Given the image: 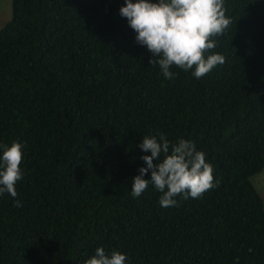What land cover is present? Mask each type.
Wrapping results in <instances>:
<instances>
[{
    "label": "trees",
    "instance_id": "obj_1",
    "mask_svg": "<svg viewBox=\"0 0 264 264\" xmlns=\"http://www.w3.org/2000/svg\"><path fill=\"white\" fill-rule=\"evenodd\" d=\"M0 26V142H22L17 196L0 195V264H264V0H224V63L165 79L118 14L123 0H10ZM155 59V57H152ZM195 142L214 187L161 207L130 195L137 144ZM145 174V179L148 178ZM19 200L17 207L13 200Z\"/></svg>",
    "mask_w": 264,
    "mask_h": 264
},
{
    "label": "clouds",
    "instance_id": "obj_2",
    "mask_svg": "<svg viewBox=\"0 0 264 264\" xmlns=\"http://www.w3.org/2000/svg\"><path fill=\"white\" fill-rule=\"evenodd\" d=\"M118 14L134 31L135 42L151 53L148 64L158 65L165 79L174 78L173 67L191 71L199 79L224 63L222 54L206 52L216 47L210 37L221 35L231 22L225 15L224 0H123ZM137 147L142 165L130 180L133 197L140 196L151 184L160 193L159 205L172 207L177 196L197 198L218 182L214 181L212 165L191 139L177 137L173 142L163 133L145 134ZM22 148V142L16 140L0 142V195L17 196L15 185L23 176ZM13 203L20 206L19 200L14 199ZM127 261L124 252H106L103 246H97L82 264Z\"/></svg>",
    "mask_w": 264,
    "mask_h": 264
},
{
    "label": "rangeland",
    "instance_id": "obj_3",
    "mask_svg": "<svg viewBox=\"0 0 264 264\" xmlns=\"http://www.w3.org/2000/svg\"><path fill=\"white\" fill-rule=\"evenodd\" d=\"M11 14V1L10 0H0V26L9 19ZM251 180L257 190H259V193L262 196L263 202H264V168L258 172L257 174H254L251 177Z\"/></svg>",
    "mask_w": 264,
    "mask_h": 264
}]
</instances>
